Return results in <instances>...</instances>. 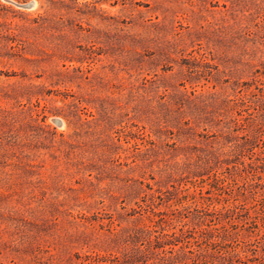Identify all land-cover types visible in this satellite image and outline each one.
I'll use <instances>...</instances> for the list:
<instances>
[{"label": "rangeland", "instance_id": "obj_1", "mask_svg": "<svg viewBox=\"0 0 264 264\" xmlns=\"http://www.w3.org/2000/svg\"><path fill=\"white\" fill-rule=\"evenodd\" d=\"M0 264H264V0H0Z\"/></svg>", "mask_w": 264, "mask_h": 264}]
</instances>
